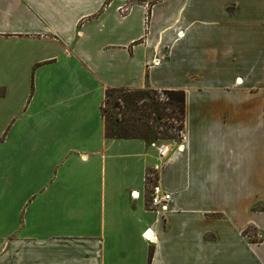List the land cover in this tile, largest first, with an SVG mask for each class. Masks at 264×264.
<instances>
[{"label":"crops","instance_id":"1","mask_svg":"<svg viewBox=\"0 0 264 264\" xmlns=\"http://www.w3.org/2000/svg\"><path fill=\"white\" fill-rule=\"evenodd\" d=\"M139 1L0 0V264H264V0ZM120 88L184 92L165 160Z\"/></svg>","mask_w":264,"mask_h":264},{"label":"trees","instance_id":"2","mask_svg":"<svg viewBox=\"0 0 264 264\" xmlns=\"http://www.w3.org/2000/svg\"><path fill=\"white\" fill-rule=\"evenodd\" d=\"M161 94L166 95L168 101L160 100ZM113 97H117L114 105L123 117H116L113 122L107 120V105ZM130 113L133 117H126ZM137 114V117H136ZM139 114V115H138ZM157 119H172L177 114L185 120V94L182 91H154L151 89H107L105 102L102 106V116L105 121V132L108 139L116 140H143L150 142L151 127L148 123H137V120L149 119L151 115ZM161 132H158L155 141H160ZM167 136L166 134H163ZM152 258L150 254L149 261Z\"/></svg>","mask_w":264,"mask_h":264},{"label":"rangeland","instance_id":"3","mask_svg":"<svg viewBox=\"0 0 264 264\" xmlns=\"http://www.w3.org/2000/svg\"><path fill=\"white\" fill-rule=\"evenodd\" d=\"M117 97H113L110 102L107 105V112L106 117L107 120L110 122H113L116 117H119L120 119L123 117V111L122 113L114 107ZM139 115V114H138ZM126 117H133L132 114L128 113ZM137 117V114H136ZM137 123L143 124L148 123V125L151 127V134L150 137H154L153 139H150V142L147 143L150 147L156 146L159 148L161 145H170L171 148L175 149L183 140V133H184V121L179 114H177V117H174L172 119H157L156 115H151L149 119H141L137 120ZM158 132H161V135H158L159 138H162L160 141H155L156 134ZM163 134H166L167 136H164ZM156 170L150 171L148 173V176H151L154 174Z\"/></svg>","mask_w":264,"mask_h":264},{"label":"built area","instance_id":"4","mask_svg":"<svg viewBox=\"0 0 264 264\" xmlns=\"http://www.w3.org/2000/svg\"><path fill=\"white\" fill-rule=\"evenodd\" d=\"M124 5L119 9V13L122 17L127 16L132 8L135 5L139 4V0H122ZM160 100L167 102L168 99L166 95L161 94ZM183 148V147H182ZM181 149L178 148V151ZM172 152V148L170 145H161L158 148V157L161 160H165ZM146 188L149 194V207L153 211H160L162 213H165L171 202H172V195L165 191L162 186L159 184L158 175L157 173L152 174L151 176L147 177L146 180ZM143 237L146 241L153 243L154 238L153 234L150 230H147Z\"/></svg>","mask_w":264,"mask_h":264},{"label":"bare ground","instance_id":"5","mask_svg":"<svg viewBox=\"0 0 264 264\" xmlns=\"http://www.w3.org/2000/svg\"><path fill=\"white\" fill-rule=\"evenodd\" d=\"M179 148L182 150V146H180ZM181 150H180V151H181Z\"/></svg>","mask_w":264,"mask_h":264}]
</instances>
